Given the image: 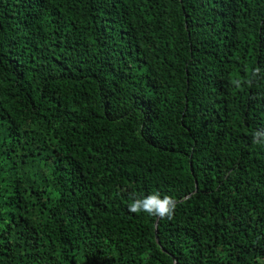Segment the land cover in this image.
<instances>
[{
    "label": "trees",
    "instance_id": "16d2710c",
    "mask_svg": "<svg viewBox=\"0 0 264 264\" xmlns=\"http://www.w3.org/2000/svg\"><path fill=\"white\" fill-rule=\"evenodd\" d=\"M257 130L264 0H0V264H264Z\"/></svg>",
    "mask_w": 264,
    "mask_h": 264
},
{
    "label": "clouds",
    "instance_id": "9594fccd",
    "mask_svg": "<svg viewBox=\"0 0 264 264\" xmlns=\"http://www.w3.org/2000/svg\"><path fill=\"white\" fill-rule=\"evenodd\" d=\"M255 71L258 72L259 69ZM262 136H264V131H255L252 136V142L254 144L264 143V140H261ZM128 208L132 213L146 212L153 217L172 219L176 209V202L173 197L169 195L161 196L160 192L156 191L143 198H133Z\"/></svg>",
    "mask_w": 264,
    "mask_h": 264
}]
</instances>
